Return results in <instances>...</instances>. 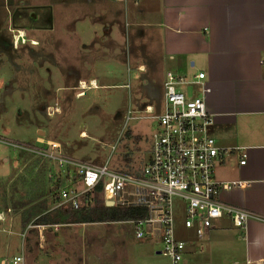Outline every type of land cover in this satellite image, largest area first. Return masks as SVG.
<instances>
[{"label":"rangeland","instance_id":"rangeland-1","mask_svg":"<svg viewBox=\"0 0 264 264\" xmlns=\"http://www.w3.org/2000/svg\"><path fill=\"white\" fill-rule=\"evenodd\" d=\"M73 3L54 9L52 17L36 10L35 24L28 26L17 18L19 11L6 2L0 4V135L43 150L53 142L61 157L95 165L106 162L108 168L137 173L150 154V137L156 129L153 117L163 110L159 92L149 85L140 87V78L132 89L133 62L145 63L146 54L133 57L128 43L131 33L123 40V32L120 37L117 29L115 39L119 36L122 41L113 47L114 53L108 52L101 39L93 45L80 44L74 32L62 29V25L74 23L78 27L79 22H94V6L102 8L110 3ZM50 24L54 25L51 30ZM56 26H62L59 32ZM18 30L21 40L15 45L12 40ZM32 31L38 36L34 44L29 40ZM60 34L70 38L63 43ZM113 54L114 70L107 61ZM79 80L85 85L96 81L99 87L80 89ZM119 84L125 88H117ZM146 105L153 111L146 113ZM0 152L8 158L0 173L1 264L18 255L22 264H166L156 254L160 244L151 239L135 240L131 225L95 219L77 223L74 216L72 223L57 221L63 209L53 207L52 191L54 187L76 186L69 178L70 169L13 147L0 145ZM94 199L101 203L100 196ZM81 204V208L85 206ZM170 205L173 236L187 243L193 231L183 227V204L172 198ZM44 215L47 221L31 226L35 218ZM202 254L194 253L187 260L205 264Z\"/></svg>","mask_w":264,"mask_h":264},{"label":"crops","instance_id":"crops-1","mask_svg":"<svg viewBox=\"0 0 264 264\" xmlns=\"http://www.w3.org/2000/svg\"><path fill=\"white\" fill-rule=\"evenodd\" d=\"M69 1L74 0H0V4L6 2L19 11L17 18L28 26L35 24L36 10L52 17L54 9H64ZM85 1L110 4L103 9L94 6V22H79L78 27L67 23L62 29L72 30L80 44L93 45L101 39L111 53L121 38L129 39L131 33V55L146 54L145 63L137 59L133 62L136 70L132 89L136 78H140V87L149 85L163 101L166 73L187 79L203 74L200 84L184 85L182 92L187 98L203 96L212 115L209 135L216 146L225 150L214 163L213 177L218 182L246 184L241 190L219 192L217 199L252 216L241 232L225 218L216 221L204 244L189 246V255L203 253L205 264H264V0ZM73 4L78 6L80 0ZM15 26L17 30L18 24ZM50 26V30L54 28ZM61 27L56 26L58 32ZM115 32L121 38L115 39ZM16 33L20 34L19 30ZM31 33L29 40L34 44L38 36L35 31ZM60 35L59 41L66 42L68 36ZM113 56L107 61L114 70ZM78 82L85 90L99 87L93 80L88 86ZM118 87L125 88L122 84ZM202 88L207 90L204 94ZM241 154L245 155L243 166L238 164ZM7 161L0 152V173ZM38 239L41 242L42 235Z\"/></svg>","mask_w":264,"mask_h":264},{"label":"built area","instance_id":"built-area-1","mask_svg":"<svg viewBox=\"0 0 264 264\" xmlns=\"http://www.w3.org/2000/svg\"><path fill=\"white\" fill-rule=\"evenodd\" d=\"M18 34L13 36L15 45L16 38L21 40ZM261 63L264 64V60ZM202 79L201 73L190 79L166 73L162 84L163 110L153 117L156 129L150 137V154L138 173L108 168L106 162L95 165L61 157L53 142L47 143L48 150H43L11 142L0 135V145L55 160L58 167L70 169L69 178L76 186L71 189L54 187V208L78 210L82 202L85 206L90 204L91 196L96 193L104 207L142 210L141 218L122 222L132 226L134 239H151L160 244L156 254L165 259L166 264H190L188 246L204 244L216 221L225 218L241 232L246 220L252 216L217 199L219 192L241 190L246 184L218 182L213 177L214 163L225 150L216 146L209 135L212 115L207 111L202 95L187 98L179 89L184 85L200 84ZM206 91L201 89L202 94ZM150 111L153 110L146 106L145 112ZM110 148L114 149L113 146ZM244 156L240 155V166L244 165ZM172 198H178L183 204L184 229L193 231L192 239L187 243L173 236ZM7 264H22V258L15 256Z\"/></svg>","mask_w":264,"mask_h":264},{"label":"trees","instance_id":"trees-1","mask_svg":"<svg viewBox=\"0 0 264 264\" xmlns=\"http://www.w3.org/2000/svg\"><path fill=\"white\" fill-rule=\"evenodd\" d=\"M22 152V151H21ZM25 153V152H23ZM139 172V171H138ZM137 172V173H138ZM55 189V188H54ZM97 195L96 193L91 196V203L87 204L86 206H83L82 208L78 210H69L64 209L60 210L58 212V218L57 221H63V223H72L71 222L73 216L75 222L77 223H91L93 219H95L98 222H124L128 221L133 218H141L143 216V211L139 209H118L114 207H104L102 205V202L99 203L98 200L94 199V196ZM56 196V189L52 191V200L55 201ZM87 198H84V201H86ZM47 221V216H38L32 221L31 226L41 224L43 222Z\"/></svg>","mask_w":264,"mask_h":264},{"label":"bare ground","instance_id":"bare-ground-1","mask_svg":"<svg viewBox=\"0 0 264 264\" xmlns=\"http://www.w3.org/2000/svg\"><path fill=\"white\" fill-rule=\"evenodd\" d=\"M19 37H21V36H19ZM16 42H18L17 38H16ZM80 85H81V84H79V87H80ZM81 88H82V87H81ZM81 88H80V89H81Z\"/></svg>","mask_w":264,"mask_h":264}]
</instances>
